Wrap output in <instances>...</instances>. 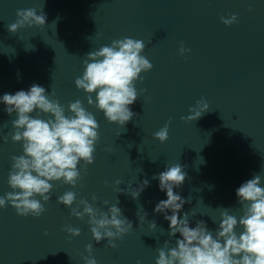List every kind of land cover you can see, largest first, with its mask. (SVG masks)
I'll return each instance as SVG.
<instances>
[{
    "label": "clouds",
    "instance_id": "9594fccd",
    "mask_svg": "<svg viewBox=\"0 0 264 264\" xmlns=\"http://www.w3.org/2000/svg\"><path fill=\"white\" fill-rule=\"evenodd\" d=\"M16 16V21L7 26L10 34L26 26L43 27L47 22L43 8L39 14L35 8L18 9ZM237 21L236 14L229 18L221 17L225 25ZM145 47L141 39L124 37L113 40L111 45L90 51L84 60L82 76L74 81L76 88L87 94L89 106L94 105L103 112L108 122L122 128L136 116L130 108L138 99L136 81H142L141 74L153 68V64L141 54ZM188 51L190 49H185L183 45L179 48L181 55ZM92 94H95V101ZM51 95L54 96L55 92ZM0 103L6 106L5 111L9 116L16 114L11 121L14 129L11 140L13 143L22 142L23 148L22 155L11 157L8 184L12 191L0 196V209L10 205L18 216L39 217L46 210L44 204L51 199L52 182L62 181L75 188L81 179L78 165L83 162L86 169L94 163L100 125L80 100L68 104L67 111L71 115H66L65 107L58 100L51 99L39 84H33L27 91L5 93L0 97ZM208 110V102L200 99L195 107L189 109L190 114L181 119L193 122ZM33 113H43L49 118L34 117ZM170 124L171 118L153 134V138L161 143L166 142ZM5 127L7 123L0 125V130ZM3 140L7 142L8 136H4ZM186 178L187 174L180 164L167 167L153 177L159 180V189L167 196V199L156 204L154 211L162 213L164 219L169 221L168 235L176 237L179 234L180 237L172 248L168 247V240L164 241L163 247L158 249L155 264H264V187L261 186V176L255 175L236 190L243 215L237 218L224 209L215 236L203 220L190 227L189 217L194 216V212H185L181 217L183 206L191 203L192 197L185 200L174 189L180 188ZM115 183L120 185L122 181L116 180ZM148 186L149 181L145 179L131 192L125 189L119 192L127 191L135 200ZM76 199V192L66 191L57 198V203L70 208V215L77 219L88 217L87 223L97 244L107 240L105 247L115 249L117 244L114 241L133 230L132 222L123 216L122 209L117 206L118 200L103 211L83 199L77 207H72ZM92 200L96 201L98 197L93 195ZM104 205L108 206V201H104ZM146 216V212L144 217L138 216L140 223ZM150 226L156 228V222L151 221ZM238 227L242 229L239 233L236 231ZM64 230L73 237L81 235L79 228L67 226ZM85 251L88 253L82 257L85 264H97L92 255V243L86 245Z\"/></svg>",
    "mask_w": 264,
    "mask_h": 264
}]
</instances>
